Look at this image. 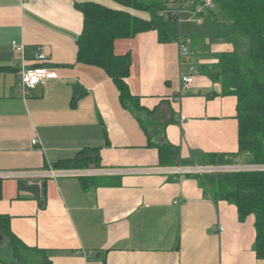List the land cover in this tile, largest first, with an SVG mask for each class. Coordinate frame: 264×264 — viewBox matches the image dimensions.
<instances>
[{
    "label": "crops",
    "instance_id": "0c3cea01",
    "mask_svg": "<svg viewBox=\"0 0 264 264\" xmlns=\"http://www.w3.org/2000/svg\"><path fill=\"white\" fill-rule=\"evenodd\" d=\"M90 1L119 7L111 0H0V214L10 217L11 231L46 250L52 264H264L254 251L253 215L240 219L231 201L214 200L197 172L216 165L203 166V154L238 149L236 96L222 95L206 68L233 49L225 15L212 0L183 1L177 39L191 54L181 65L178 41L160 42L155 30L114 41V53L131 58L129 91L152 111L140 113L151 124L146 130L105 71L76 59L84 19L77 4ZM13 40L24 44L28 64L57 73L27 96ZM38 48L43 62L34 60ZM189 65L193 81L178 97ZM156 125L162 136L154 139L178 146L181 165H159L149 145ZM78 154L88 158L86 168L50 174ZM245 160L226 166L257 167ZM79 176L94 180L83 189ZM18 179L43 184L44 209L31 191L18 189Z\"/></svg>",
    "mask_w": 264,
    "mask_h": 264
},
{
    "label": "trees",
    "instance_id": "16d2710c",
    "mask_svg": "<svg viewBox=\"0 0 264 264\" xmlns=\"http://www.w3.org/2000/svg\"><path fill=\"white\" fill-rule=\"evenodd\" d=\"M111 1L119 7L113 8L91 1L77 4L84 19L82 32L76 43V59L103 69L116 85L121 105L129 109L147 130L151 124L148 121L145 124L140 113L150 114L152 111L143 107L138 96L129 91L126 79L130 72L131 58L128 53L115 54L113 43L117 38H132L150 30L157 32L160 42L177 40V16L172 14L174 5L167 0ZM183 1L180 0L181 6ZM212 2L227 19L221 25L224 34L231 40L233 49L220 52L216 63L206 65L207 74L211 80L220 83L222 95L236 96L238 149L234 153L203 154L201 164H229L234 158L244 154L245 163L264 164V0ZM138 12L148 14V17ZM2 69L0 67V71ZM156 126L149 136V145L156 147L159 165H181L178 146L166 138L161 141L154 139V136H162L158 125ZM86 165L88 158L78 154L73 159L57 162L51 168L84 169ZM200 178L214 200L225 199L236 206L240 219L253 215L256 232L254 251L257 257L264 258V170L203 174ZM78 179L83 189L89 187L94 180L89 176H79ZM16 185L19 190L31 191L37 198L39 207L44 209L46 199L43 184H28L27 181L18 179ZM1 195L0 178V198ZM9 219V216L0 214V264H52L46 250L30 247L16 237L10 229Z\"/></svg>",
    "mask_w": 264,
    "mask_h": 264
},
{
    "label": "built area",
    "instance_id": "2783aa9c",
    "mask_svg": "<svg viewBox=\"0 0 264 264\" xmlns=\"http://www.w3.org/2000/svg\"><path fill=\"white\" fill-rule=\"evenodd\" d=\"M171 2L174 5V9L172 11V14H175V16L178 15L179 10L181 9L180 0H167ZM205 4L207 6H211L212 4L210 1L205 0ZM179 44V64L182 63H189V57H190V50L185 45V43L181 42V40L178 39ZM12 47L16 50V52L19 55L18 59V84L21 90V94L23 96H27L31 90H33L38 84L42 83L44 79L46 78H53L57 76V73L55 70L49 69L44 66H32L28 64L27 59L25 58V46L22 43H18L16 41H12L11 44ZM34 60L43 62L46 60V54L41 48H38V50L34 53ZM193 74H195L193 66L189 65V71L187 73H180V84H179V90H178V97L182 96L186 89L190 86V84L193 81ZM184 117L182 116L180 120H183ZM33 145H38L40 148L43 147L42 142L34 138L31 140ZM227 164H219L214 165L213 167L205 166L201 168V170L197 171L202 176L206 172H216V173H223V172H229V171H242V170H235L233 168H230V166H226ZM256 165V168H252L251 170H264V164H251ZM204 166V165H203ZM50 174L54 176V170L53 168H50ZM56 174V172H55ZM77 175H83L82 173H77ZM6 177V175H3L0 173V178ZM219 230H222V226L218 225L217 227Z\"/></svg>",
    "mask_w": 264,
    "mask_h": 264
},
{
    "label": "rangeland",
    "instance_id": "374dc122",
    "mask_svg": "<svg viewBox=\"0 0 264 264\" xmlns=\"http://www.w3.org/2000/svg\"><path fill=\"white\" fill-rule=\"evenodd\" d=\"M177 41H178V39H177ZM182 41V40H181ZM172 42V41H171ZM170 43V42H169ZM184 67H186V66H183V70H184ZM173 71H174V74L176 75L177 73H178V70H177V66H175L174 68H172V73H173ZM2 249H5V247H2Z\"/></svg>",
    "mask_w": 264,
    "mask_h": 264
}]
</instances>
